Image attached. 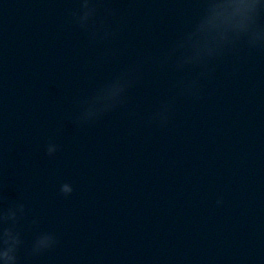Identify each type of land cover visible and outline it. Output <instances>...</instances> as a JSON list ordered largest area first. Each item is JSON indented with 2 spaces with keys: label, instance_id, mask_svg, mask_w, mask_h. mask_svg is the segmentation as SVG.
I'll use <instances>...</instances> for the list:
<instances>
[{
  "label": "water",
  "instance_id": "water-1",
  "mask_svg": "<svg viewBox=\"0 0 264 264\" xmlns=\"http://www.w3.org/2000/svg\"><path fill=\"white\" fill-rule=\"evenodd\" d=\"M4 250L264 264V0H0Z\"/></svg>",
  "mask_w": 264,
  "mask_h": 264
},
{
  "label": "clouds",
  "instance_id": "clouds-1",
  "mask_svg": "<svg viewBox=\"0 0 264 264\" xmlns=\"http://www.w3.org/2000/svg\"><path fill=\"white\" fill-rule=\"evenodd\" d=\"M55 151V145H50L49 146V153H53ZM73 186L71 183L69 182H65L63 185H62V191L64 193H71L73 191ZM0 257H3L4 258V264H6V262L8 260H11L12 257L9 255V251L8 250H4L3 252H0Z\"/></svg>",
  "mask_w": 264,
  "mask_h": 264
}]
</instances>
